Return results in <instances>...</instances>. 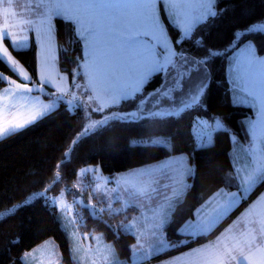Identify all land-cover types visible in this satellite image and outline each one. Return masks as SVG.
Masks as SVG:
<instances>
[{
	"label": "snow or ice",
	"instance_id": "6c2138e0",
	"mask_svg": "<svg viewBox=\"0 0 264 264\" xmlns=\"http://www.w3.org/2000/svg\"><path fill=\"white\" fill-rule=\"evenodd\" d=\"M220 4L221 0H25L23 4L0 0V64L13 73H0V82L6 84L0 89V138L33 125L64 104L68 112H83L81 129L66 146L65 159L85 138L134 127L141 131L129 140L130 146L175 152L172 137L157 135L156 130L161 122L180 121L194 111L208 114L205 97L212 63L219 57L228 60L232 103L254 109L242 121L251 136L247 144L220 115L192 117L190 135L196 150L214 148L217 134L228 135L233 150L222 179L236 191L218 188L195 208L194 219L175 227V235L183 237L176 240L169 238L167 228L175 224L176 206L191 187L186 177L196 175L190 154L166 155L155 164L114 176L103 175L98 165L83 167L78 176L93 177L87 202L82 179L72 184L80 192L71 202L66 188L53 193V185L62 180L58 163L52 183L32 192L26 204L40 201L55 210L65 228L71 226V254L79 264H124L102 233H92L95 244L82 239L89 233L80 231L86 224L79 209L87 207L91 216L102 219L103 205L109 215L130 205L139 209V216L119 222L135 237L130 245L133 264L169 252L176 254L159 264H264V191H254L264 186V55L257 54L258 48L264 50V41L258 45L255 40L264 36V11L257 12L250 0ZM56 17L72 25L81 45V54L73 57V67L67 71L58 67ZM220 23L223 31L210 39ZM31 33L36 45L33 72L18 58L21 50L29 49ZM157 74H163L160 84L148 89ZM124 106L130 110H122ZM93 195L102 199L93 202ZM114 199L120 207H113ZM242 201L246 206L236 219L213 235ZM24 206L6 207L0 219ZM38 248L22 253L24 264H61L55 247L47 251V258L43 253L37 258Z\"/></svg>",
	"mask_w": 264,
	"mask_h": 264
},
{
	"label": "trees",
	"instance_id": "16d2710c",
	"mask_svg": "<svg viewBox=\"0 0 264 264\" xmlns=\"http://www.w3.org/2000/svg\"><path fill=\"white\" fill-rule=\"evenodd\" d=\"M225 2L226 0H221L220 6L223 7ZM250 2L257 12L264 11V0H250ZM223 29L224 23L215 26L210 33V39L215 38ZM56 30L61 54L60 66L63 71H67L73 67V57L81 54V45L75 41L72 25L61 17L56 18ZM255 40L259 45L261 41H264V36H256ZM185 47L191 49L190 45H185ZM258 54L264 55V50L258 48ZM18 58L30 72H33L36 62L35 44L29 49L21 50ZM0 71L13 75L4 64H0ZM162 76L163 74H157V77L148 85V89L157 87ZM4 85L6 84L0 82V87ZM231 88L227 58H215L212 63V80L205 97L208 114L194 111L190 116L185 115L180 121L161 122L159 132L170 135L176 145L177 150L171 153H165L162 148L146 150L138 146H130L131 134L139 129L134 127L127 130L114 129L94 138H85L74 153L65 159L63 153L66 146L75 133L81 129L83 112L80 109H77L75 113L68 112L64 104L33 125L1 138L0 213L12 204H24L25 206L19 208L15 214L0 219V264H24L21 259L22 253L33 249L50 237L60 243L66 260L70 262L69 240L63 233L55 210L44 206L40 201L33 202L31 205L26 204L32 192L52 183L58 163L62 180L55 185L61 183L72 185L77 178L79 168L85 165H99L104 173L114 174L163 160L166 155L181 154V152L190 154V160L196 166V175H193L192 185L183 201L176 206L173 216L175 224L167 228L170 239L183 238L175 235V227L184 220L192 218L195 208L203 204L218 188L226 185L222 179V173L229 170L230 153L233 146L227 134L219 133L216 135L214 148L196 150L194 140L190 135L192 117L202 115L207 119L215 113L223 117L225 123L241 142L247 144L251 139L247 134V126L242 124V121L247 116H251L254 111L250 106L233 104ZM122 110L130 109L124 106ZM132 208L139 210L135 206ZM237 211L223 221L213 235L218 234L222 226L229 224L232 220L230 218H233ZM83 229L88 232H103L108 240H116L123 255H130V245L135 241L132 234L120 232L118 236L115 225L105 223L104 219H97L91 215L86 218V226ZM13 241L17 242L13 243ZM198 242L203 243L204 241L198 239ZM175 254V252H169L156 255L152 260Z\"/></svg>",
	"mask_w": 264,
	"mask_h": 264
},
{
	"label": "rangeland",
	"instance_id": "374dc122",
	"mask_svg": "<svg viewBox=\"0 0 264 264\" xmlns=\"http://www.w3.org/2000/svg\"><path fill=\"white\" fill-rule=\"evenodd\" d=\"M25 2V0H17V3H19V4H23ZM57 18V17H56ZM56 18L54 19V38H55V42H56V45H57V57H58V67H59V69L61 70V71H63L62 69H61V66H60V59H61V54H60V49H59V46H58V41H57V30H56ZM62 18V17H61ZM34 33H31L30 34V40H29V43H30V47H32V45L33 44H35V42H34ZM36 46V45H35ZM258 54V53H257ZM259 55V54H258ZM29 70V69H28ZM30 71V70H29ZM0 73H3V74H5V75H9V74H6V73H4V72H2V71H0ZM15 78V77H14ZM194 78H195V74H194ZM228 78H229V81H230V84H231V77H230V74H229V70H228ZM4 87H6V85H4V86H2V87H0V89H2V88H4ZM231 87H232V84H231ZM49 91H52V89H51V87H49V89H48ZM43 99H45V100H47V99H49V97H47V96H45V97H43ZM253 111H254V109H253ZM253 118H255V117H253ZM246 125V124H245ZM247 126V125H246ZM161 129V127H159L157 130H156V134L157 135H161V136H164V135H166V134H163V133H160L159 132V130ZM141 131V129H138V130H136V131H134V133H132L131 134V136H130V139L131 138H133V137H137L138 136V133ZM1 139V138H0ZM129 139V140H130ZM242 144H244L243 142H241ZM232 150H233V146H232ZM232 150H231V153H232ZM231 153H230V156H231ZM176 156H179L180 154H175ZM244 155V153L243 152H241V156H243ZM164 160V159H163ZM161 161V160H160ZM157 162H159V161H157ZM157 162H154V163H150V164H155V163H157ZM189 163L190 164H192V165H194L192 162H191V160L189 159ZM89 165H95V164H89ZM147 165H149V164H147ZM147 165H144V166H140V167H136V168H132V169H129V170H133V169H141V168H143V167H145V166H147ZM86 166H88V165H85V166H82V167H80L79 168V170L81 169V168H83V167H86ZM99 166V165H98ZM100 167V166H99ZM100 169H101V167H100ZM79 170H78V173H79ZM102 170V169H101ZM128 170H124V171H119V172H116V173H114V174H107V173H104L103 171H102V173H103V175H105V176H114L115 174H117V173H125V172H127ZM192 177H193V175H190V176H187L186 177V181H187V183L191 186L192 185ZM157 179H160L161 180V182H163V177H160V176H157L156 177ZM78 179H82V182H83V186H84V193H83V198L85 199V201L87 202V196H88V193L89 192H91L92 191V188L91 187H89V185H91L92 183H93V177L91 176V174L90 173H86L83 177H80V176H78L77 175V178H76V180L75 181H77ZM149 179V177H141V180H148ZM74 181V182H75ZM73 182V183H74ZM112 186H114V185H112ZM227 186L225 185V186H223L222 188H226ZM67 189V192H66V196H67V199H68V201L69 202H71V200H72V196H73V194L74 193H78V192H80V189H74V188H72V185H69V184H65V183H61V184H58V185H54L53 186V188H52V191H53V193H58L61 189ZM227 190L228 191H236V189L234 188V187H227ZM254 191H264V186H257V189L256 190H254ZM68 193H70V195H68ZM31 197V196H30ZM29 197V198H30ZM28 198V199H29ZM254 198V197H253ZM27 199V200H28ZM102 199V197L101 196H98V195H93L92 196V200H93V202H97V201H99V200H101ZM120 201L119 200H116V199H114L113 200V207L114 208H117V207H120ZM103 206H105V212L102 214V219H104V221H107V223H111V224H113V225H115V227H116V229H117V233H118V236H120V232H123V233H125L124 232V230L122 229V228H120L119 227V222L121 221V220H125V217H127L128 219H130L131 218V216L132 215H136V216H139L140 215V211L139 210H135V208L133 209L132 207L134 206V205H130L129 206V208L126 210V211H123V212H121V213H118L119 215L118 216H114L115 214H113V215H109L108 214V211H107V208H106V205H103ZM246 206V204H245V202H241V204L239 205V206H237V208H235V209H233V211L232 212H230L229 213V215L223 220V221H225L226 219H228L229 217H230V215L232 216L233 215V213L235 212V211H237L238 209V211H237V213L233 216V218H230V219H232L229 223H231L233 220H235L236 219V217L239 215V212L240 211H242L243 210V207H245ZM209 207H211V206H209ZM79 211L83 214V216H84V218H85V224H86V218L88 217V216H90V214H89V209L87 208V207H81L80 209H79ZM117 215V214H116ZM195 217L193 216L192 218H190V219H194ZM59 221H60V224H61V227H62V230H63V233H64V235L66 236V238H68V240H69V243H68V246H69V248H68V251H69V255H70V262L68 261V260H66V258H65V252H64V250L62 249V247H61V245H60V243L55 239V238H53V237H50V238H48L47 240H45V241H43V242H41V243H39L37 246H39V248H38V251H37V258H40L41 257V254L43 253V255H44V258H47V251L49 250V249H51V248H53V247H55V249L60 253V256H61V264H79V261H77V260H74L73 259V257H72V254H71V246H72V240H71V237H70V235H69V233H70V231H71V226H69L68 228H65L64 226H63V224H64V222L59 218ZM222 221V222H223ZM126 222V221H125ZM221 222V223H222ZM80 231L81 232H88V231H86L85 229H83V227L80 229ZM89 233V236L88 237H86V238H83L82 237V239H84L85 240V243H92V244H95V240L93 239V236H92V233L93 232H88ZM102 234H103V239H104V241H106V242H108V243H111V244H113L114 245V247H115V251H116V255H117V258L120 260V261H122V262H124V264H133V255H132V249H131V252H130V255H123V253H122V251H121V248L119 247V245L117 244V242H116V240H108L107 239V237L105 236V234L102 232ZM130 234V233H129ZM133 235V234H132ZM134 236V235H133ZM135 238V237H134ZM45 242H47V243H45ZM136 241H134L133 243H135ZM132 243V244H133ZM37 246L36 247H34V248H37ZM131 248V247H130ZM153 258V257H152ZM152 258L150 259V260H152ZM163 259V258H162ZM153 261H156V260H152V261H145V262H153ZM144 262V263H145ZM160 261H158V262H155V264H158Z\"/></svg>",
	"mask_w": 264,
	"mask_h": 264
},
{
	"label": "crops",
	"instance_id": "0c3cea01",
	"mask_svg": "<svg viewBox=\"0 0 264 264\" xmlns=\"http://www.w3.org/2000/svg\"><path fill=\"white\" fill-rule=\"evenodd\" d=\"M250 135V134H249ZM251 137V136H250ZM121 213V212H120ZM158 255H160V254H158ZM155 257V256H154ZM168 257H165V258H163V259H159V260H156V261H153V262H148V264H155V262H158V261H161V260H166ZM151 261V260H150ZM159 264V263H158Z\"/></svg>",
	"mask_w": 264,
	"mask_h": 264
}]
</instances>
